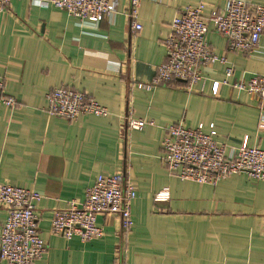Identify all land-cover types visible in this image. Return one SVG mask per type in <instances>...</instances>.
I'll return each mask as SVG.
<instances>
[{
	"label": "crops",
	"instance_id": "0c3cea01",
	"mask_svg": "<svg viewBox=\"0 0 264 264\" xmlns=\"http://www.w3.org/2000/svg\"><path fill=\"white\" fill-rule=\"evenodd\" d=\"M34 1L49 0H11L0 15V81L16 103L14 109L0 107V184L41 195L36 225L47 252L32 264H264V182L245 174L216 185L180 181L161 160L170 125H203L208 131L214 124L215 140L226 151L245 138L264 150L257 97L229 86L213 95L211 82L225 78L220 64L202 68L208 81L190 90L184 82L150 91L137 86L151 81L165 61L172 19L200 0H140L141 28L135 33L129 0H117L113 17L97 25ZM240 1L264 6V0ZM225 2L208 0L203 17ZM205 41L232 68L230 83L264 73L263 49L230 52L211 24ZM58 87L86 94L109 115L72 121L50 115L45 95ZM128 115L151 124L128 130ZM115 174L137 192L126 235L114 215L97 216L100 239L82 243L51 234L54 211L82 202L98 175ZM163 188L169 189V201L153 202ZM6 215L0 208V227Z\"/></svg>",
	"mask_w": 264,
	"mask_h": 264
},
{
	"label": "built area",
	"instance_id": "2783aa9c",
	"mask_svg": "<svg viewBox=\"0 0 264 264\" xmlns=\"http://www.w3.org/2000/svg\"><path fill=\"white\" fill-rule=\"evenodd\" d=\"M11 0H0V15L7 11ZM140 0H129L128 17L130 32L141 27L137 24L136 8ZM200 0L196 7H186L178 12L170 23V33L165 40V61L157 67L155 77L137 86L150 91L153 87L184 82L190 90L197 83L208 81L202 68L214 64L224 65L225 78L211 82V92L217 95L221 86H229L258 99V128L264 129V73L253 75L247 81L230 83L233 70L223 57L212 53L205 36L208 24L227 41L230 52L252 55L264 50V6L240 0H226L221 10H213L203 17L205 3ZM38 6H51L82 22L97 25L111 19L116 13L117 0H49L34 1ZM47 112L55 117L76 120L81 116L107 117L108 110L95 99L68 87H58L45 95ZM15 101L6 96L0 81V107L14 109ZM128 130L139 131L146 125L141 119L127 116ZM217 131L210 124L208 131L203 125L195 129L181 125L165 128L162 140V156L167 171L180 181L216 185L231 175L245 174L264 182V150L250 146L247 138L238 148L225 150L216 142ZM135 185L122 174L98 175L85 191V198L78 203L70 201L67 208L54 211L50 224L53 236L67 241L77 238L86 243L103 237L104 232L96 223L99 215H114L120 224V234L126 235L133 226L131 206L136 199ZM41 195L21 187L0 184V208L7 213L0 227V260L6 264H32L47 252L46 242L39 236L35 203ZM168 188L153 195V202L167 203Z\"/></svg>",
	"mask_w": 264,
	"mask_h": 264
}]
</instances>
